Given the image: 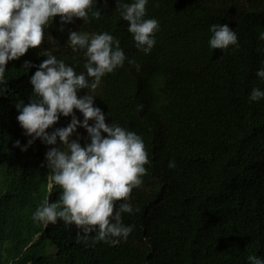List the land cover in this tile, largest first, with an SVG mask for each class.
<instances>
[{
	"label": "trees",
	"instance_id": "1",
	"mask_svg": "<svg viewBox=\"0 0 264 264\" xmlns=\"http://www.w3.org/2000/svg\"><path fill=\"white\" fill-rule=\"evenodd\" d=\"M95 8L101 18L87 23L74 17L62 24L57 15L39 46L5 66L0 264H247L248 254L264 258V99L248 100L253 87L264 90V80L256 76L264 66V41L258 39L264 0H149L146 16L155 17L160 27L147 55L136 49L115 0H98ZM212 23L234 29L239 47L209 48ZM69 31H110L140 65L137 71L125 61L93 93L105 122L139 134L150 161L142 186L130 196L138 211L122 214L133 231L115 246L85 247L75 242V226L59 220L45 226L32 219L45 198L59 197V186L48 187L45 161V152L55 145L37 138L21 150L31 137L16 119L15 104L32 98L30 76L46 59L38 54L44 49L84 71L83 52L66 43ZM25 61L33 66L24 69ZM61 120L46 131L66 126L67 119ZM84 139L89 141L87 135Z\"/></svg>",
	"mask_w": 264,
	"mask_h": 264
},
{
	"label": "clouds",
	"instance_id": "2",
	"mask_svg": "<svg viewBox=\"0 0 264 264\" xmlns=\"http://www.w3.org/2000/svg\"><path fill=\"white\" fill-rule=\"evenodd\" d=\"M98 0H0V86L6 84L5 66L19 58L30 47H37L45 37V28L59 15L62 24L81 18L99 20L102 12L95 8ZM149 0H115L119 17L127 22L128 32L136 49L149 54L156 43L159 21L146 16ZM211 33L208 46L226 50L239 47L234 29L221 23L209 26ZM258 39L264 41V31ZM73 52L82 51L84 71L57 58L50 49L39 55L45 56L30 76L32 98L25 104H15L16 117L26 136L31 137L21 150H26L39 138L46 145H56L45 152L49 189L60 188L57 200L45 198L32 213L34 222L47 226L62 221L65 227L75 226V242L94 247L97 242L115 246L126 241L133 225L123 223L122 214H133L138 208L130 202L131 192L143 184V177L150 161L143 138L118 123L105 122V114L94 106L93 93L102 78L114 70L130 66L140 70L134 58L125 55L120 40L110 31H69L66 40ZM264 64V62H262ZM24 62V69L32 67ZM264 80V66L256 71ZM85 94L78 96L80 90ZM3 90L0 89V92ZM264 99V90L253 87L248 95L250 102ZM138 110L143 105H137ZM73 109H76L73 112ZM60 116H65L63 119ZM60 117V118H59ZM58 119L67 125L51 132L46 131ZM61 120V121H62ZM92 121L89 124V121ZM82 133L81 138L77 134ZM103 133V134H102ZM74 134V139L70 137ZM88 136L87 141L84 139ZM16 145H20L17 140ZM175 162L169 160L168 167ZM115 208V211H114ZM247 264H264V258L252 253L246 256Z\"/></svg>",
	"mask_w": 264,
	"mask_h": 264
},
{
	"label": "rangeland",
	"instance_id": "3",
	"mask_svg": "<svg viewBox=\"0 0 264 264\" xmlns=\"http://www.w3.org/2000/svg\"><path fill=\"white\" fill-rule=\"evenodd\" d=\"M82 137V133H78L77 134V138H81ZM60 146V143H57L54 147H59Z\"/></svg>",
	"mask_w": 264,
	"mask_h": 264
}]
</instances>
